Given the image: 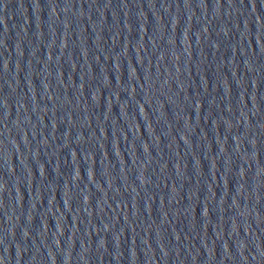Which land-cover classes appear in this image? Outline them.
<instances>
[{"label":"water","instance_id":"95a60500","mask_svg":"<svg viewBox=\"0 0 264 264\" xmlns=\"http://www.w3.org/2000/svg\"><path fill=\"white\" fill-rule=\"evenodd\" d=\"M0 264H264V0H0Z\"/></svg>","mask_w":264,"mask_h":264}]
</instances>
